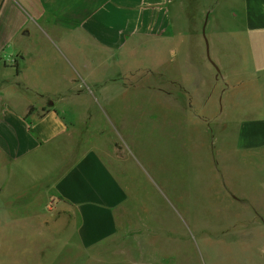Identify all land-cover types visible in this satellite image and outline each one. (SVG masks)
I'll list each match as a JSON object with an SVG mask.
<instances>
[{"label":"crops","instance_id":"1","mask_svg":"<svg viewBox=\"0 0 264 264\" xmlns=\"http://www.w3.org/2000/svg\"><path fill=\"white\" fill-rule=\"evenodd\" d=\"M219 22L229 25L223 42ZM183 24L190 31L204 28L218 74L230 69L223 77L232 88L223 86L216 100L219 115L235 117L225 128L233 143L225 141L222 150L221 142H212L218 148L214 171L229 181L232 174L231 194L243 199L255 222H264V0H0V57L24 53L19 62L0 59V205L45 197L54 210L71 215L62 232L72 252L95 264L185 259L176 248L186 242L176 220L187 224L167 196L176 173L154 170L155 154L137 133L117 132L106 147L82 141L61 104L113 100L133 84L144 88L143 78L125 71L128 44L137 38L172 44ZM171 46L177 55L180 47ZM9 71L27 80L30 100L20 108L1 80ZM184 205L179 208L187 214Z\"/></svg>","mask_w":264,"mask_h":264},{"label":"rangeland","instance_id":"2","mask_svg":"<svg viewBox=\"0 0 264 264\" xmlns=\"http://www.w3.org/2000/svg\"><path fill=\"white\" fill-rule=\"evenodd\" d=\"M228 26L227 22H219L216 27L221 42L226 39L223 32ZM188 27L183 24L172 44L163 38H137L128 44L125 71L129 77L143 78L144 88L139 83L140 89L136 90L133 84L113 100L91 97L61 104L72 118L74 135L82 141L106 147L115 142L117 132L121 137L137 133L145 148L155 154L154 170L176 173V187L166 185L168 199L187 224L176 220L178 234L186 238L176 247L178 252L186 253L178 264H264V222H255L254 213L243 199L233 197L232 174L229 181L214 171L218 148H212V142L215 140L216 146L221 142L222 150L225 141L233 143L234 134L225 128L233 127L235 117L219 115L216 100L223 86L232 88L223 77V72L230 69L225 67L222 75L218 74L207 59V35L204 32L203 38L202 31H190ZM170 45L180 47V52L173 55ZM184 45L189 50L181 53ZM160 46L163 51L155 49ZM182 54L188 56L186 62ZM0 59L19 62L24 60V53L5 54ZM9 73L2 74L1 80L20 108L30 100L27 80L13 79V73ZM82 86L87 92L92 88ZM163 92L173 94L168 97ZM35 196L0 205V264H95L82 259L78 252L74 254L69 237L62 232L71 215L64 210L57 212L51 201ZM181 203L190 210L187 214L180 210Z\"/></svg>","mask_w":264,"mask_h":264},{"label":"water","instance_id":"3","mask_svg":"<svg viewBox=\"0 0 264 264\" xmlns=\"http://www.w3.org/2000/svg\"><path fill=\"white\" fill-rule=\"evenodd\" d=\"M202 35H203V38H205V35H204V28H203V31H202ZM205 43H206V55H207V59L209 60V62L215 67V69L217 70V72H219V69L217 68V66L212 62V60L210 59V56H209V51H208V43L207 41L205 40Z\"/></svg>","mask_w":264,"mask_h":264}]
</instances>
